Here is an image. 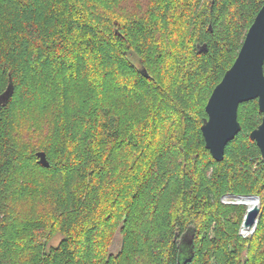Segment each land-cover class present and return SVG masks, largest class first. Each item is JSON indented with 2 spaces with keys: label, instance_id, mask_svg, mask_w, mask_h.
<instances>
[{
  "label": "trees",
  "instance_id": "1",
  "mask_svg": "<svg viewBox=\"0 0 264 264\" xmlns=\"http://www.w3.org/2000/svg\"><path fill=\"white\" fill-rule=\"evenodd\" d=\"M263 5L0 0V264H264L258 100L222 159L201 129Z\"/></svg>",
  "mask_w": 264,
  "mask_h": 264
},
{
  "label": "water",
  "instance_id": "2",
  "mask_svg": "<svg viewBox=\"0 0 264 264\" xmlns=\"http://www.w3.org/2000/svg\"><path fill=\"white\" fill-rule=\"evenodd\" d=\"M142 73L149 76L145 68ZM252 99L258 100L262 121L250 132V138L256 141L264 158V5L250 26L233 65L215 86L205 107L208 117L201 129L206 146L215 159L223 158L226 147L241 130L240 104ZM36 155L41 165H50L45 151H38ZM248 196L258 201L252 207L244 203L247 212L243 226L252 229L257 223L260 205L257 195Z\"/></svg>",
  "mask_w": 264,
  "mask_h": 264
},
{
  "label": "rangeland",
  "instance_id": "3",
  "mask_svg": "<svg viewBox=\"0 0 264 264\" xmlns=\"http://www.w3.org/2000/svg\"><path fill=\"white\" fill-rule=\"evenodd\" d=\"M241 197H246V196H241ZM239 198L240 197H232L230 195H227V196L223 197V201L224 202H236V203H238V199ZM259 205H260V199H259ZM256 225H257V223H256ZM256 225L253 226L252 229H248V228L244 227L245 228V232H244L243 235L244 236H250L253 233ZM60 238H61L60 234L55 236L54 238H52L50 244H57V242L60 240ZM120 247H121V234H120L119 230H117L116 233H115V236L113 238V242H112V244H111V246L109 248V251L111 253H117L119 251Z\"/></svg>",
  "mask_w": 264,
  "mask_h": 264
},
{
  "label": "bare ground",
  "instance_id": "4",
  "mask_svg": "<svg viewBox=\"0 0 264 264\" xmlns=\"http://www.w3.org/2000/svg\"><path fill=\"white\" fill-rule=\"evenodd\" d=\"M238 202L241 203H246L247 205H249L250 207H252L253 205L257 204V199H255L254 197L251 196H246V197H240L238 199Z\"/></svg>",
  "mask_w": 264,
  "mask_h": 264
},
{
  "label": "built area",
  "instance_id": "5",
  "mask_svg": "<svg viewBox=\"0 0 264 264\" xmlns=\"http://www.w3.org/2000/svg\"><path fill=\"white\" fill-rule=\"evenodd\" d=\"M244 232H245V228H244V226L241 228V233L242 234H244Z\"/></svg>",
  "mask_w": 264,
  "mask_h": 264
}]
</instances>
